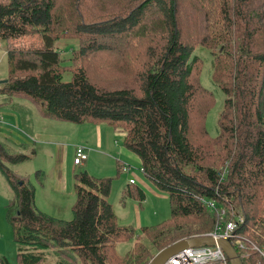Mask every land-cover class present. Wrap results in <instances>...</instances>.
<instances>
[{"label": "trees", "instance_id": "16d2710c", "mask_svg": "<svg viewBox=\"0 0 264 264\" xmlns=\"http://www.w3.org/2000/svg\"><path fill=\"white\" fill-rule=\"evenodd\" d=\"M92 1L84 6L93 14L87 18L81 4H65L67 11L58 0H0V42L10 72L0 88L9 103L0 106L11 104L26 122L30 111L13 101L20 97L46 118L122 128L145 177L169 198L170 216L140 233L121 225L109 200L113 178L86 170L74 175L73 218L49 216L34 202L36 188L12 170L35 149L17 151L0 139V174L10 188L5 217L17 264H150L168 245L202 236L238 214L243 222L230 244L242 264H264V0H188L190 26L181 21L178 0L113 1L117 6L103 12L99 5L108 0ZM31 31L41 35V45L12 43ZM67 38L84 42L62 47L59 40ZM196 45L209 52L211 80L225 95L215 135L193 129V103L204 98L205 116L214 103L210 87L191 81L204 62ZM119 48L121 60L136 69L134 80L117 81L118 88L93 82L80 65L83 57L105 52L114 58ZM127 185L121 199L135 189L143 200L142 187ZM129 240L133 246L120 255L118 244ZM46 254L55 261L45 262ZM0 264L11 263L0 257Z\"/></svg>", "mask_w": 264, "mask_h": 264}, {"label": "rangeland", "instance_id": "374dc122", "mask_svg": "<svg viewBox=\"0 0 264 264\" xmlns=\"http://www.w3.org/2000/svg\"><path fill=\"white\" fill-rule=\"evenodd\" d=\"M113 1L117 3L121 0H108L103 6L99 5L100 11L103 12L102 10L105 8L109 9L116 7L117 5H112ZM178 1L182 9L181 15L183 17L181 16V21L182 23H186L185 25L190 26V23H187L189 9H185L188 0ZM58 3V8L67 11L70 5L66 6L65 4L71 3V6L74 3L76 5L81 4V8L85 11V16L88 14L86 16L87 18L93 15L88 13L91 10H87L84 7L85 5L93 6L92 0H58ZM111 35H113V37L115 36L114 33ZM112 40L108 39V42L112 43V45H109L113 47L115 45V40L114 38H112ZM80 41L84 42L82 39ZM80 41L67 38L65 40L60 39L59 43L63 47L64 42H68L74 47L75 44L77 45L76 42ZM12 43H14L16 47L41 45V35L31 31L26 35L12 40ZM5 45V43L0 42V88L4 87V81H6L10 75L8 58L5 54ZM70 45L66 52L70 51ZM195 48V51L202 55L204 62L201 63V65H197L198 67L193 72L191 81L198 82L199 79L204 86L210 87L214 95V103L209 107L206 116L203 114V108H205V104H203L204 98L199 97L196 103H193L191 118L193 120L192 124L194 125L193 129H195L196 134L198 130L199 133H201L205 127L209 134L215 135L217 130L216 122L218 116L222 112L225 95L211 80V66L208 61L210 59L209 52L206 48H201L198 45H196ZM142 50L145 52V47H142ZM94 54L95 53H88L83 57L82 61L80 60V65L85 67V70H87L93 82H97L98 85L103 86L106 81H109L112 88H118L119 84L116 83L117 81L125 80L128 85L131 80H134L136 69H129V66L126 64L127 61L124 59L121 60L122 48H119L114 53V58L105 52H96V54L99 55L96 57ZM64 55H67V53ZM76 63H74V66ZM66 75L69 76V73H66ZM23 102L28 106L29 104L33 106L35 132L30 141L31 145L23 142L20 150L29 151L35 148L36 152L35 154L29 155V160L13 165L12 170L16 177L29 181L36 188L35 202L39 208L47 211V215L63 220H70L73 218L72 206L75 203L74 175L79 173L80 170H86L91 176L97 178H113L110 184L111 191L109 200L113 203L114 211L121 225H131L140 233V227L142 226H153L163 222V220L161 221V217L164 213L166 219L170 216L171 204L169 198L161 199L139 183L136 184L142 187L144 191L142 202L136 198L135 192H133L135 189H132L131 194L121 199L123 190L128 187L127 184L130 179L137 180V178H141L155 190L159 191L156 185L145 177L142 170H139L141 168L140 158L124 144L125 131L122 128L114 127L108 122H101L99 124V127H101L100 131L96 134L98 132V127L92 126L96 123L92 125L87 123L73 124L64 121L59 122L51 118L46 119L36 115L38 113L37 108L34 107V105H36L34 102L32 103L27 100ZM0 103H9L6 94L0 93ZM0 110H2V108ZM203 116H205L204 122ZM20 127L19 125V128ZM195 134L193 131L192 138ZM82 135L84 139L89 140L90 144L81 142ZM60 143L63 144V147H58ZM100 143L101 145L99 146ZM78 145H83L88 149L89 160H84L81 164L74 165V147ZM20 150L18 149L17 151ZM122 162L125 165H129L131 171L129 173L120 171L118 175L119 163ZM37 170H40L41 173L39 178L36 175ZM58 173L62 178H58ZM159 193L161 192L159 191ZM9 196L10 189L7 187L5 177L0 174V257H5L11 264H17V246L14 242L11 225L5 217L6 204ZM190 224L192 226H197V224ZM132 245L133 243L131 240L121 242L118 244L117 252L123 255L131 249ZM45 256V262L55 261L53 255L46 254Z\"/></svg>", "mask_w": 264, "mask_h": 264}, {"label": "built area", "instance_id": "2783aa9c", "mask_svg": "<svg viewBox=\"0 0 264 264\" xmlns=\"http://www.w3.org/2000/svg\"><path fill=\"white\" fill-rule=\"evenodd\" d=\"M74 165L81 164L87 157V149L83 145H78L74 149ZM123 172L129 173L131 168L128 165L122 164ZM141 170V169H140ZM134 184V179L129 181ZM209 209L214 208L213 202H207ZM221 218L224 217L225 211L219 210ZM243 222L242 214L236 215L233 220H228L225 223H217L215 228L202 236L213 237L215 240L223 239L229 240L235 235V231ZM230 241V240H229ZM217 262L219 264H229L228 256L218 245L203 246L198 244L193 248H186L171 257L165 264H212Z\"/></svg>", "mask_w": 264, "mask_h": 264}, {"label": "crops", "instance_id": "0c3cea01", "mask_svg": "<svg viewBox=\"0 0 264 264\" xmlns=\"http://www.w3.org/2000/svg\"><path fill=\"white\" fill-rule=\"evenodd\" d=\"M26 100L24 98H13V101L15 102H20L24 105H26L23 101ZM29 101V100H27ZM31 106V107H29ZM26 105V107L28 108V110L30 111V117L28 120H25L23 119V115H20V113L18 111H16L12 106L11 104H8V105H4V106H0V109L2 108V110H0V139L1 140H9L10 142L13 143V145H15V147L17 149H21L19 146L17 145H23V142L27 143L28 145H31L30 144V141L33 137V134L35 132V122H34V119H35V115H34V112L32 110L33 106L31 104ZM35 108H37V113L36 115H39V116H42L44 117L41 113H40V110L39 108L34 105ZM46 118V117H44ZM48 118H51V117H48ZM46 118V119H48ZM53 120H57L55 118H51ZM59 121V120H57ZM59 122H62V121H59ZM66 122V121H64ZM102 121H83L81 123H78V124H93V123H96V124H93L92 126L94 127H98V132L96 134L99 133L100 131V128L99 127L100 123ZM74 124V123H73ZM19 125L21 126L19 128ZM85 133V132H84ZM81 142H85L86 144H90L89 140H86L84 139L83 135H82V139H81ZM24 143V144H25ZM84 144V143H83ZM84 144V145H86ZM101 145V143L99 144V146ZM58 147H63V144L60 143ZM77 147V146H75ZM74 147V149H75ZM35 149V148H34ZM87 149V148H86ZM36 152V151H35ZM87 157H88V149H87ZM86 160H89V157L86 159ZM123 163V162H122ZM124 164V163H123ZM129 166V165H128ZM13 169V168H12ZM140 170V169H139ZM143 173V172H142ZM58 178H62L61 175L58 173ZM131 180V179H130ZM129 180V181H130ZM136 183H139L141 184L143 187H145L146 189L150 190L151 193H153L155 196H158L159 198L161 199H167V197L162 193H159V191L155 190L153 187H151L150 184H148L146 181H144L143 179L141 178H137V180H134V185L137 186ZM8 187V185H7ZM10 189V188H9ZM140 202H142V200H139ZM34 202H35V199H34ZM37 205V204H36ZM113 205V203H112ZM38 207V206H37ZM39 208V207H38ZM41 211H43L44 213H47L46 210L44 209H41L39 208ZM114 209V208H113ZM115 212V211H114ZM116 214V213H115ZM117 215V214H116ZM118 218V216H117ZM166 219V215L165 213L163 214V216L161 217V221L165 220ZM161 223V222H160ZM131 242L133 243V240H131ZM133 246V245H132ZM118 247V246H117Z\"/></svg>", "mask_w": 264, "mask_h": 264}, {"label": "water", "instance_id": "95a60500", "mask_svg": "<svg viewBox=\"0 0 264 264\" xmlns=\"http://www.w3.org/2000/svg\"><path fill=\"white\" fill-rule=\"evenodd\" d=\"M198 244L203 246L218 245L228 256L229 264H242L238 254L230 244L229 240L217 239L209 236H197L193 238H185L179 242L168 245V247L160 250L154 255L150 264H165L171 257L186 248L196 247Z\"/></svg>", "mask_w": 264, "mask_h": 264}]
</instances>
